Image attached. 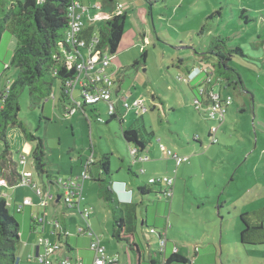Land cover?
I'll list each match as a JSON object with an SVG mask.
<instances>
[{"label":"rangeland","instance_id":"obj_1","mask_svg":"<svg viewBox=\"0 0 264 264\" xmlns=\"http://www.w3.org/2000/svg\"><path fill=\"white\" fill-rule=\"evenodd\" d=\"M106 1L91 0L92 6L102 2L103 7ZM144 1L145 17L140 13L142 5H137L135 0H114V4L121 3L128 13L126 32L136 34L132 46L119 55H111L112 59L116 55L120 58L122 65L114 64L112 69L119 67V73L114 71L118 82L123 83L122 103L130 104V109H120L123 121L114 118L98 122L97 115L108 119V106L104 102L87 106L85 114L79 112L66 119L57 99L47 98L41 110L32 104L27 89L20 98L19 116L44 139L51 179L76 177L84 168H90L92 178L86 181L85 195L93 208L91 225L101 236L106 252L117 255L120 263L135 264L136 254L125 241L113 237V214L99 194V178L105 176L100 161L105 156L109 157L113 177L126 178L138 193L139 186L147 187L146 193L136 197L138 217L148 219L145 225L137 227L143 264L149 262L150 254L157 257L160 243L149 227L163 231L167 221L169 251L175 242L188 255L187 262L171 264H194V253L207 246H210L206 249L208 256L197 264H264V243L241 240L245 226L241 214L264 208V0ZM92 8L96 12L100 10ZM204 26L206 29L201 33ZM217 35L228 37L230 45L241 46L245 54L233 57L230 62L241 73L245 88L224 83L215 87L223 97L232 100L224 123L208 119L195 105V94L204 73L191 84L177 79L189 69L207 65L201 62L196 49H205ZM16 44V39L5 31L0 42V73L6 71L8 76L2 81L1 91L5 90L8 78L18 75L11 65ZM135 61L139 64L133 66ZM6 64L10 65L9 69L5 68ZM58 88L57 82L54 86L57 97ZM74 94L76 98L81 95L78 89ZM116 98L114 93L113 99ZM136 100H141L142 105L135 106ZM143 123L153 134L145 151L135 157L134 143L124 139L122 128L136 127L143 131ZM212 127H218V141L214 143L209 138ZM19 133L17 128L8 130L9 141L18 151L16 157H26L19 171L24 173L27 168L38 182L41 179L47 183L48 176L40 178L35 171L32 153L24 149L28 141ZM31 144L35 146L34 142ZM162 144L179 155L189 156L190 161L177 167L176 160L162 152ZM90 159L94 162L87 167ZM161 175L175 179L172 198L160 192V185L149 182L151 176ZM49 185L53 193H58L57 186ZM1 188L10 197L9 206L12 198L22 200L25 194L38 197L29 185ZM64 208L68 210L65 205ZM9 209L17 219L22 215L11 206ZM65 215L72 232L78 230L77 222L84 225L77 211L70 209Z\"/></svg>","mask_w":264,"mask_h":264},{"label":"trees","instance_id":"obj_2","mask_svg":"<svg viewBox=\"0 0 264 264\" xmlns=\"http://www.w3.org/2000/svg\"><path fill=\"white\" fill-rule=\"evenodd\" d=\"M72 2L73 0H0V42L5 31H8L17 41L11 65L18 70V75L14 79L8 78L5 90L0 92V178L6 179L8 185L21 184L23 177V173L19 171V166L22 164L21 156L17 158L15 155L18 151L13 149L14 147L9 141V128H17L25 141L35 143L31 151L34 169L40 178L47 175L49 179L47 183L42 182V184L45 187H48L49 183L57 185V181L51 179L47 168L44 139L33 132L19 116L20 98L27 89L32 104L38 105L43 110L47 98L55 94L54 86L58 82L60 107L63 109L70 101L71 86L69 83L78 75L75 67L69 66V55L67 54H76V50L66 40V32L71 20L69 7ZM210 17H214V14H211ZM127 20L128 13L123 10L107 19L99 28L94 25H86L80 36L90 40L95 34H98L99 42L96 47L114 55L117 53L125 33ZM205 29L206 26L200 32L202 33ZM229 42L228 37L217 35L211 38L205 49H196L201 62H205L207 65L203 68H192L198 72L191 81L192 83L202 73L205 74V78L198 85L195 97L198 96L203 100L204 94L201 93V89L210 95L212 91H216V86L221 87L223 83L226 86L239 85L245 88L241 73L230 63L233 57H244L245 54L241 46H232ZM145 57L146 53L144 52L143 58ZM212 57L214 61L211 63ZM180 62L183 63L184 60L180 59ZM138 64L139 62L135 61L133 66ZM6 67H10V65L8 64ZM191 82L187 83L191 84ZM77 89L80 91V88ZM192 89L195 90L196 87L192 86ZM162 102L165 103L164 100ZM86 106L95 105L85 104L83 109ZM107 116L108 119L105 122L114 118L124 120L118 110L115 114ZM144 124H142L143 131L136 127L122 128L124 139L129 143H134V148L138 153L148 147L149 136L153 134L152 131L146 129ZM100 167L105 176L99 178V194L109 204L113 214V237L119 241H125L129 248L135 252L137 264H141V248L136 238L139 224L136 211L138 202L123 201L113 190L114 180L108 156L100 161ZM88 169L90 170V168ZM138 190L141 194L148 191L147 187L141 186L138 187ZM241 219L245 225L241 231L242 242L264 243V208L254 212H244L241 214ZM20 237V223L9 209L7 196L1 191L0 264H17L16 246ZM157 254L161 255L159 251ZM174 261L187 262L188 259L177 253L170 255L166 264H171ZM152 263L157 264L155 261Z\"/></svg>","mask_w":264,"mask_h":264},{"label":"built area","instance_id":"obj_3","mask_svg":"<svg viewBox=\"0 0 264 264\" xmlns=\"http://www.w3.org/2000/svg\"><path fill=\"white\" fill-rule=\"evenodd\" d=\"M100 6V4H97L95 6H91V8ZM89 8L90 7L84 5L81 0H73L72 4L69 7L71 20L69 28L66 32V40L72 46V48L76 50V54L67 53L69 55L67 56L69 59V66L75 67L78 75L69 83V85L71 86V90L69 92L70 101L63 108L62 114L64 118H67L81 110H84L83 105L85 104L95 105L100 102H104L108 106L107 115L115 114L117 110L120 113L119 109L122 107L130 109L129 103H122L123 99L120 104L117 101V98L113 99V94L115 93L116 88L117 72L109 70L113 60L111 58L112 54L107 50L104 51L96 47L99 42L98 34H95L90 40L84 39L80 36L81 31L87 25L83 16L86 11L89 10ZM118 11V13L122 12L121 5L118 7ZM197 74L198 72L193 69L187 72L186 75L179 76L178 79L180 81L191 82ZM77 88H80L81 95L79 98H76L74 94ZM201 93L204 94L203 100L198 96L195 97V105L197 109L204 112L205 116L208 119H218L220 123H224L228 107L232 104V100L229 97H223L220 91H212L210 95H207L206 93H204L203 89H201ZM51 98H53V100L57 99L58 101V97L56 96V94H53ZM134 105L141 106V100H136L134 102ZM96 119L101 123H104L106 121L105 118H103L101 115H98ZM217 129L218 127H212L209 132V138L213 143L218 141L216 133ZM162 149H164L168 155L172 156L176 160L175 163L177 167L185 162L190 161L189 156L179 155L171 149L167 148L164 144H162ZM132 153L135 157H137L138 152L136 151V148L132 150ZM25 159V156L21 157V163H25ZM93 162V159H90L87 163V167L90 163ZM141 172L145 173V169H142ZM90 178H92V176L88 172V168H85L82 171L80 177H58L56 180L58 193H53L52 187L50 185H48V187L43 186L38 182V180L33 177L31 172L24 171L23 177L21 179V184L31 186V188H33L40 197V205L44 207H48L51 201H55L58 196H60V201L64 203L67 209L77 211L80 214L83 222L85 223L82 226H78V232L87 233L91 236H94L93 231L87 229V225L89 226L88 218L91 214V208L83 206V202L85 200L83 184L85 180ZM149 182L151 184L160 185L161 191L166 197H173L175 185V179L173 176H152L149 178ZM116 183V181H113V186ZM6 185H8L6 179L0 178V192L2 191L1 187ZM123 190L126 192H130V190H127L126 188V183ZM31 204L32 200L30 198H25L23 202L14 206L15 212H22L25 207L30 206ZM44 221L45 218L43 216H37L34 220L35 224H41L44 223ZM53 226L54 233H58L61 228L59 221H54ZM169 228L170 224L168 223L165 225L163 231H158L157 227L149 228V232L157 235L159 238L158 240L160 243L158 246V251L161 253V255L158 264H166L167 258L170 255H174L179 252V248L177 246H173L171 254L167 255V230ZM65 235H68L67 232H65ZM38 243L45 249V252L37 258L39 263L74 264V260L72 258L58 255L63 248L62 241H53L49 237L41 236L38 239ZM90 247L95 252L93 264H121L117 255L113 256L106 252V248L101 243L98 236H95L94 240H92ZM196 250L198 251L197 247ZM76 264H82V262L77 261Z\"/></svg>","mask_w":264,"mask_h":264},{"label":"crops","instance_id":"obj_4","mask_svg":"<svg viewBox=\"0 0 264 264\" xmlns=\"http://www.w3.org/2000/svg\"><path fill=\"white\" fill-rule=\"evenodd\" d=\"M135 1H136L137 5H142V7H139V9H140V13L143 15V17H145L147 14V10L144 7L146 2L144 0H135ZM81 2L84 5L90 7L89 10L86 11V13L83 16V18L85 19V23L87 25H94L97 28H99L107 19H109L113 15L117 14L119 12L118 7L121 5V3L114 4V0H107L106 2H104V7H103L102 2H98L97 4H100L101 6L99 7L100 8L99 12H96V11H94L95 8H91V6H92L91 0H87V1L81 0ZM123 10L124 9L122 7V11ZM86 18H89L90 21L87 22ZM135 35L136 34L133 32H131V33L126 32V29H125V33L123 35V38L120 42L118 51L116 53L117 55H119L120 52H123L125 49L129 48L130 46H132L134 44V36ZM144 37L147 38V35L144 34ZM117 55L115 58H113L112 64H111L109 70H112V71L117 70V72H119V67L112 69L114 64L119 65V66L122 65L120 58ZM7 65L8 64H6V66ZM6 66H5L6 69L10 68V67H6ZM5 76L7 77L8 74L6 73V71H4V72L2 71L0 73V88L2 87V81H3ZM7 82H8V79L6 80V85H7ZM122 84L123 83L121 82V80L118 82V80L116 78L115 93H116V97L118 99L117 101L119 102V104L122 101V97L120 96L121 91L123 89ZM6 85H5V88H6ZM0 92H3V91H1V89H0ZM62 112H63V109H62ZM79 112H83V114H85L87 112V106L84 108V110H81ZM79 112H76L75 114L67 117L66 119H72ZM33 147L34 146H32L31 142H27V143H25L24 149L27 152H31ZM161 150H162V152H166L162 148H161ZM141 153H138V155ZM145 158L148 159L147 156ZM24 171L31 172V170H28L27 168H25ZM78 176L80 177L79 174H77L76 177H78ZM70 177L76 178L74 176H70ZM40 180H39V183H42ZM87 180H85L84 184H83L84 195H85V184H86ZM113 180L117 182L113 186V190L117 193L118 197L121 200H123V201H131V200L137 201L136 197L139 196L140 192L139 193L136 192V189L132 185H130V183L128 182V180L126 178L116 179L115 177H113ZM124 182L126 183L127 190H130V192H128V191L126 192L123 190L124 185H125ZM174 188H175V185H174ZM159 190H160V192H162L161 188H159ZM24 196H26V197H24L22 200L16 199V198L10 199V206L13 209V211L15 210L14 206L16 204H20L21 202H23L25 198H30L32 200V204L30 206L25 207V209L21 212L22 215L20 217H18V220L21 223V237H20V240L16 246V255L18 257L17 264H41L37 260L38 256L42 255L45 252L44 247L40 246L38 243V239L41 236L49 237L53 241H55V240L62 241L63 248L59 252L58 255L67 256L70 258L73 257L75 260L81 261L82 264H84V263L93 264L94 258H95V252L90 247L92 240H94L95 236H98L100 238L101 243L104 246H105V244L102 242L101 236L99 234H97L95 232V230L93 229V225H91L93 208H92V206H90L88 204V198L86 195H85V200L83 202V206L91 208V214H90V217L88 218L89 226L87 225V229L92 230L94 233V236H91L87 233H79L78 230L76 232H72L70 230L71 227L67 223L68 221H67L66 215H65L66 212H68L69 210H65L63 202L58 200V198L55 201H51V203L48 207H44V206L40 205V197L39 196L37 198L36 197L35 198L30 197L27 194H25ZM140 196H141V193H140ZM8 197H9V195H7V200H9ZM50 209L52 210V212L50 211ZM15 216H16V214H15ZM37 216H43L45 218L44 223L35 224L34 220ZM79 216H80V214H79ZM16 218H17V216H16ZM54 221H59V223L61 225V228L58 231V233H54V231H53L54 230V226H53ZM147 221H148V219L139 218V224H141V225H145L147 223ZM167 223H168V221H167ZM77 225L79 226L78 222H77ZM164 228H165V225H164ZM65 232H67L68 235H65ZM167 238H168V230H167ZM168 243H169V239H168ZM80 246H81V248H80ZM168 246H169V244L167 245V255H170L172 252L173 246H177V244L175 242H172V245L170 246L171 251H169ZM206 246H207V244H206ZM208 248H210V246H207L206 248L198 251L197 253L195 252L194 254L196 255V258H194L192 262L194 264H197L198 262L204 261L205 257L208 256V253L206 254V249H208ZM178 254L188 258L187 257L188 255L185 254L183 251H181L180 248H179ZM159 258H160V256H158V255H157V257H155L152 254H150L149 262L147 264H153L152 261L153 262L155 261L157 263ZM143 259H144V257H143V253L141 251V264H143V261H142ZM91 260H92V262H91ZM121 264H123V263H121ZM135 264H137V259L135 261Z\"/></svg>","mask_w":264,"mask_h":264},{"label":"water","instance_id":"obj_5","mask_svg":"<svg viewBox=\"0 0 264 264\" xmlns=\"http://www.w3.org/2000/svg\"><path fill=\"white\" fill-rule=\"evenodd\" d=\"M61 199V197L60 196H58V200H60Z\"/></svg>","mask_w":264,"mask_h":264},{"label":"clouds","instance_id":"obj_6","mask_svg":"<svg viewBox=\"0 0 264 264\" xmlns=\"http://www.w3.org/2000/svg\"><path fill=\"white\" fill-rule=\"evenodd\" d=\"M112 188H113V185H112Z\"/></svg>","mask_w":264,"mask_h":264}]
</instances>
